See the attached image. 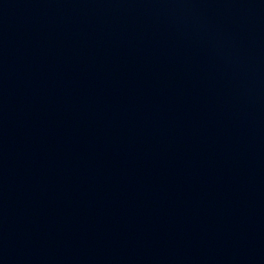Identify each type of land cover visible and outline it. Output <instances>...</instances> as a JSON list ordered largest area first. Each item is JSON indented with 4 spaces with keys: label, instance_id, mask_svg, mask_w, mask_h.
<instances>
[{
    "label": "water",
    "instance_id": "1",
    "mask_svg": "<svg viewBox=\"0 0 264 264\" xmlns=\"http://www.w3.org/2000/svg\"><path fill=\"white\" fill-rule=\"evenodd\" d=\"M264 0H0V264H260Z\"/></svg>",
    "mask_w": 264,
    "mask_h": 264
}]
</instances>
